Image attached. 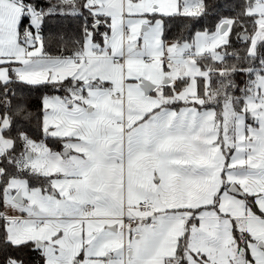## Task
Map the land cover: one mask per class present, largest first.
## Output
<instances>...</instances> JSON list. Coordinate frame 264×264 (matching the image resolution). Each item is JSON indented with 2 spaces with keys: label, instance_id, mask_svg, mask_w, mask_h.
I'll list each match as a JSON object with an SVG mask.
<instances>
[{
  "label": "snow or ice",
  "instance_id": "obj_1",
  "mask_svg": "<svg viewBox=\"0 0 264 264\" xmlns=\"http://www.w3.org/2000/svg\"><path fill=\"white\" fill-rule=\"evenodd\" d=\"M0 264H264V0H0Z\"/></svg>",
  "mask_w": 264,
  "mask_h": 264
},
{
  "label": "trees",
  "instance_id": "obj_2",
  "mask_svg": "<svg viewBox=\"0 0 264 264\" xmlns=\"http://www.w3.org/2000/svg\"><path fill=\"white\" fill-rule=\"evenodd\" d=\"M180 22H177V24H179ZM202 23H204V22H202ZM197 28H199L200 27V25H197L196 26ZM183 29L182 28H179V27H174L173 28V32L174 33H176V32H179V31H182Z\"/></svg>",
  "mask_w": 264,
  "mask_h": 264
}]
</instances>
